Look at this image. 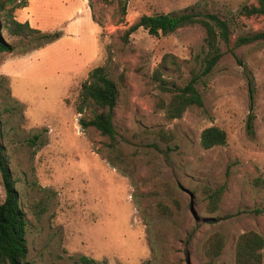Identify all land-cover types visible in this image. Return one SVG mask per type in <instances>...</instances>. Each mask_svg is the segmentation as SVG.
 Returning a JSON list of instances; mask_svg holds the SVG:
<instances>
[{
    "label": "rangeland",
    "instance_id": "374dc122",
    "mask_svg": "<svg viewBox=\"0 0 264 264\" xmlns=\"http://www.w3.org/2000/svg\"><path fill=\"white\" fill-rule=\"evenodd\" d=\"M122 2L39 0L53 19L75 16V21L36 28L62 32L42 49L0 54V141L26 215L27 259L235 264L240 234L264 236V43L236 47L234 40L261 31L264 18H236L254 0H128L125 14ZM181 12L219 14L228 20L232 40L220 45L222 57L200 78L203 106L169 120L170 94L155 73L170 54L187 64L181 74L158 73L161 80L183 85L190 71L200 74L204 31L192 25L154 37L138 29L126 40L124 33L142 15ZM69 26L76 32L73 40L66 35ZM96 67H103L119 91L114 142L79 125L91 114L89 108L78 113L81 84ZM211 126L224 130L227 141L204 150L200 134ZM220 187L221 199L211 212L207 188ZM3 200L0 178V204ZM213 234L225 244L209 262L205 249ZM261 254L264 264V247Z\"/></svg>",
    "mask_w": 264,
    "mask_h": 264
},
{
    "label": "trees",
    "instance_id": "16d2710c",
    "mask_svg": "<svg viewBox=\"0 0 264 264\" xmlns=\"http://www.w3.org/2000/svg\"><path fill=\"white\" fill-rule=\"evenodd\" d=\"M128 0H123L120 10L125 14ZM28 0H0V54L18 53L24 56L33 51L44 48L62 37L60 30L43 32L33 28L28 22H19L15 18V11L27 6ZM252 17L264 18V0H254V3L242 5L236 13L238 19ZM199 25L204 31L205 54L200 63V74L190 71V77L183 85L175 82H165L160 79V72L171 71L181 74L187 61L166 54L163 56L159 71L155 76L160 82L161 89L170 94L165 106V116L169 120L180 119L191 107L201 108L203 99L197 89L201 77L208 75L216 66L222 53L220 45L228 46L232 40L230 24L227 19L217 13L181 12L178 14L142 15L125 31V38L138 29H143L150 36L168 35L187 26ZM3 33L11 38L18 39L19 43L13 45L8 42ZM264 43V28L261 31L236 37V47ZM157 74V75H156ZM252 92L251 84L248 83ZM81 105L78 113L90 109V115L79 120L82 129H94L100 136L114 142L116 130L113 124L114 109L116 107L119 91L117 84L105 73L103 67L94 68L81 84ZM252 108V96H250ZM250 120V119H249ZM39 135L33 138H38ZM227 141L226 132L218 127L205 128L200 134V146L209 150L222 146ZM112 147V143H110ZM0 178L4 190V200L0 204V263L6 264H33L27 259L28 246L26 240V215L20 205L18 192L15 186L5 148L0 141ZM264 183V180H263ZM223 193V187L207 188L208 210L214 212ZM210 223V221L208 222ZM196 227L190 231L186 238L189 246ZM224 238L220 234L211 235L206 242L205 255L209 262L214 261L224 248ZM264 247V236L248 231L240 234L235 243V264H262L261 250ZM84 264H93V261L81 258Z\"/></svg>",
    "mask_w": 264,
    "mask_h": 264
},
{
    "label": "crops",
    "instance_id": "0c3cea01",
    "mask_svg": "<svg viewBox=\"0 0 264 264\" xmlns=\"http://www.w3.org/2000/svg\"><path fill=\"white\" fill-rule=\"evenodd\" d=\"M82 2L84 5H86L84 1H82ZM38 3H39V0H34L33 3H30V5L28 7H24L22 9L16 10L17 14H18V18H16V19L19 22H29L30 26H32V24H34L35 28H42V29H46V30H50L49 29L50 27L51 28L54 27V25H56L55 24L56 21H58V22L59 21L60 22L66 21L68 23H72L73 21H75V19H74L75 16H73V18H71V16H70L69 18L58 19V17H57L56 19H53L51 17L52 12L49 10L50 7H40L38 5ZM87 9H88V7H87ZM79 11H80V9L76 8L75 9V15H77L79 13ZM88 11H89V9H88ZM89 13H90V11H89ZM90 15H91V13H90ZM52 20H54V22H52ZM91 21L93 22L92 17H91ZM67 28H68V32L66 34L67 38L72 39V38L76 37L73 34V33H76V32H74L75 29L71 26H69ZM52 60H55V59L53 58Z\"/></svg>",
    "mask_w": 264,
    "mask_h": 264
}]
</instances>
